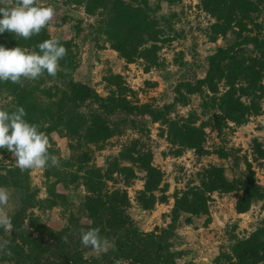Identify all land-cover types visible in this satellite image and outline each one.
Returning <instances> with one entry per match:
<instances>
[{"label": "trees", "instance_id": "obj_1", "mask_svg": "<svg viewBox=\"0 0 264 264\" xmlns=\"http://www.w3.org/2000/svg\"><path fill=\"white\" fill-rule=\"evenodd\" d=\"M196 1L193 5L209 17L201 28L207 41L228 34L232 41L216 46L207 55L200 77L177 79L171 100L160 105L140 101L114 64H108L101 76L105 94L74 77L80 62L74 39L82 30V17L67 13L60 23H50L72 20L75 35L66 38L53 36L50 25L29 40L9 32L0 34V45L6 48L39 51L36 46L40 42L59 38L68 50L55 78L45 73L37 81L25 80L22 86L0 82V108L11 111L24 107L25 119L40 125L49 137V151L61 162L59 168L42 169L44 195L40 196L39 188L31 183V170L21 172L15 157L0 149V155L9 157L8 164L0 161V186L16 197L15 206L6 211L14 229L10 233L0 229V239L10 241L8 249L0 251V264H115L116 259L126 264H179L188 250L176 246L177 230L194 226L197 220L202 226L210 222L212 194L231 195L238 214L257 202L264 207V186L257 181L246 155L238 157L222 144H213L210 149L205 146L206 129L221 139L226 129L264 114V0ZM58 2L80 8L90 18L86 33L97 49L115 52L122 68L138 63L144 72L162 66L159 50L171 40L175 33L172 22L180 21L185 10L182 0H40L44 6L54 7ZM163 3L173 9L167 16L159 13ZM181 58L180 52L173 60L182 65ZM144 84L150 88L156 81L146 80ZM192 96L198 98V111L189 108L179 112ZM149 122L158 125L157 134L169 145L168 154L175 157L188 150L197 158L214 154L227 166L221 161L208 163L187 177L182 187H174L167 194L164 172L153 164L147 142ZM127 129L132 136L116 153L106 155L102 165L95 164L94 152ZM52 135L63 138L65 146H58ZM249 149L251 161L263 165L259 160H264V137H252ZM136 179H140L141 187L130 199L127 187ZM58 185L77 191V203L58 191ZM169 198V209L160 214L164 220L161 225L144 230L143 220L131 215V206L151 213L156 204L167 203ZM53 209L62 219L58 226L46 220ZM93 227H99L117 251L101 254L84 248L80 231ZM235 228L233 223L224 230L227 241L211 254V263L264 264V224L241 234ZM68 232L72 234L64 244L61 237ZM181 264L196 261L187 258Z\"/></svg>", "mask_w": 264, "mask_h": 264}, {"label": "rangeland", "instance_id": "obj_2", "mask_svg": "<svg viewBox=\"0 0 264 264\" xmlns=\"http://www.w3.org/2000/svg\"><path fill=\"white\" fill-rule=\"evenodd\" d=\"M196 2V0H182L185 10L179 16L180 21L174 19L172 22L175 33H172L171 40L164 43L159 50L162 66L150 68L147 72H144L138 63H131L122 68V62L116 59L115 52L108 48L103 50L97 49L93 42L89 40L87 34L88 28L86 24L89 23L90 18L88 19V17L84 16L80 8H68L59 2L55 3V16L53 20L56 23H60V18L67 13L72 17H82L83 19L82 30L74 39L78 45L80 57L79 68L74 76L75 78L90 84L99 94H105L106 90L102 86L101 76L108 64L112 66L114 64L115 70L121 71L127 84L137 92V97L140 101L151 100L154 105H160L171 100L172 86L177 79L200 77L205 68L207 55L216 46L225 45L232 41L233 36L231 34H228L224 38H218L214 42L207 41L206 37L201 33V28L207 23L209 17L193 5ZM172 10L163 3L159 13L167 16ZM72 24L73 21L68 20L58 25L51 24L49 28L53 36L66 38L75 35ZM180 52L182 53V65L177 64L173 60ZM146 80L156 81V85L147 88L144 84ZM197 102L198 98L192 96L189 104L179 109V112L183 113L189 108H194L198 111ZM148 127L150 132L147 142L153 153V164L160 167L164 172V181L168 183L167 194H170L174 187H182L187 177L192 176L194 171L208 163L221 161L227 166L224 160L217 158L214 154L203 155L197 158L191 150L174 157L168 154L169 145L166 141L158 136V125L149 122ZM232 127V129L228 128L225 130L221 139L216 136L214 131L206 129L205 146L210 149L213 144H222L226 149L233 151L238 157L245 154L251 162V167L254 170L257 181L264 186V160H259L263 165H258L256 162L251 161L249 149V141L252 137H259L261 139L264 137V114L251 117L247 123ZM52 136L58 146L61 148L65 146L63 138H57L56 135ZM131 136L132 132L130 129H127L123 134L112 137L103 149L94 152L92 161L97 165H102L104 157L110 153H116L121 143L128 140ZM8 156L13 157L12 154ZM8 156L5 154L0 155V161L8 164ZM239 168H243L242 160L239 161ZM226 173L229 175L231 172L226 171ZM30 176L32 185L39 188L38 195H44L42 169L31 170ZM140 187V179L134 180V183L127 187L130 199L134 191ZM56 189L69 194L71 200L77 203L78 197H76L75 193L77 191H74L73 188L65 189L58 185ZM15 202L16 197L12 192V197L4 208V211L11 210L15 206ZM233 202L234 198L229 194L221 196L212 194V201L209 205L210 222L206 226H202L201 220H197L194 226L185 225L177 230L179 237L176 246L188 250V253L178 260L179 264L187 258L195 259L196 264H212L210 261L211 254L224 247L227 241V234L224 230L233 223H236L235 232L240 234L253 229L257 224H264L261 222L264 217V207L260 206L261 202L252 204L246 212L240 214L233 210ZM170 204L171 198H169L167 203L156 204L151 213L140 211L135 206H131L130 211L134 219L143 220V229L148 230L153 225L164 223L160 214L166 212ZM48 214L49 216L46 219L48 223H55L56 226L61 224L62 219L57 215V209L51 210Z\"/></svg>", "mask_w": 264, "mask_h": 264}, {"label": "clouds", "instance_id": "obj_3", "mask_svg": "<svg viewBox=\"0 0 264 264\" xmlns=\"http://www.w3.org/2000/svg\"><path fill=\"white\" fill-rule=\"evenodd\" d=\"M55 16L53 6H44L40 0H0V34L13 33L16 37L29 40L47 28ZM39 51L27 48H6L0 45V82L23 85L25 80L37 81L45 73L55 78L60 71V61L67 56V49L59 38L46 39L36 46ZM24 107L13 110L0 108V149L10 152L21 172L35 169L59 168L60 159L52 154L48 135L40 130V125L25 119ZM12 192L0 186V229L10 233L14 229L12 217L4 208L8 205ZM71 232L61 237L69 243ZM80 243L97 253L107 254L117 251L115 243L101 235L99 227L81 229ZM10 241L0 239V251L8 249ZM11 255L10 250L7 251ZM115 264H126L116 259Z\"/></svg>", "mask_w": 264, "mask_h": 264}]
</instances>
